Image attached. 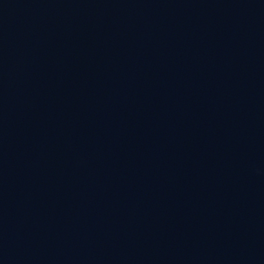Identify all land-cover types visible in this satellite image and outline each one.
<instances>
[{
	"label": "water",
	"instance_id": "95a60500",
	"mask_svg": "<svg viewBox=\"0 0 264 264\" xmlns=\"http://www.w3.org/2000/svg\"><path fill=\"white\" fill-rule=\"evenodd\" d=\"M0 264H264V0H0Z\"/></svg>",
	"mask_w": 264,
	"mask_h": 264
}]
</instances>
